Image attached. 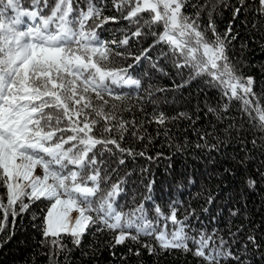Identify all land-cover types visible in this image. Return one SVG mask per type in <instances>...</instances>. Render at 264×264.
<instances>
[{
    "label": "trees",
    "instance_id": "obj_1",
    "mask_svg": "<svg viewBox=\"0 0 264 264\" xmlns=\"http://www.w3.org/2000/svg\"><path fill=\"white\" fill-rule=\"evenodd\" d=\"M174 1L177 45L159 4L160 17L138 0H0V109L30 113L24 152L68 173L60 194L90 215L81 234H46L52 198L13 196L0 169V264H264V0ZM17 43L84 63L24 72Z\"/></svg>",
    "mask_w": 264,
    "mask_h": 264
},
{
    "label": "rangeland",
    "instance_id": "obj_2",
    "mask_svg": "<svg viewBox=\"0 0 264 264\" xmlns=\"http://www.w3.org/2000/svg\"><path fill=\"white\" fill-rule=\"evenodd\" d=\"M139 7L152 9L155 14L160 17L158 4L161 5L162 11L165 12L166 20L171 23L166 28L165 37L169 42L177 45L176 36L181 35L177 29L172 27L176 25V6L174 0H138ZM175 6V7H173ZM48 15V14H47ZM65 35V33H64ZM56 40H62V37H56ZM12 55L13 63L17 69L26 72L37 62L49 63L54 62L59 64L61 55L67 56L68 62L83 64L84 61L79 57L73 56L70 47L64 50H33L25 48L22 43H17ZM189 54L194 55V48L191 47ZM205 56L211 65H215L218 53L215 50L207 49ZM45 67V66H43ZM215 68V67H214ZM213 68V69H214ZM30 118V113L23 107L19 109L15 103L6 106L5 109H0V169L7 175L8 186H10L13 196L20 195L25 185L35 195H43L52 198L51 204L45 214L44 231L49 235H58L61 233L81 234L90 223V215L86 212L84 203H79L66 194H60L62 190H58L56 182H66V174H60L53 170L51 166L45 165L43 161L24 152L21 136L26 130L27 120ZM69 181L72 190L82 198L92 197L96 186L94 184L83 185L79 183L77 178L73 177L72 173ZM93 181L94 178H92ZM22 186V187H21ZM111 190L109 188L104 193H99L100 200L107 195ZM111 196L106 200V211L108 215L114 219V222L119 226L122 215L114 209ZM163 217V216H162ZM161 217V219H162ZM134 226L140 229H148L152 226L151 221L146 218L138 217L132 222ZM154 224V223H153ZM159 239L164 245H178L183 239L180 225L176 226L170 234L160 232ZM204 242V241H203ZM201 242V244H203Z\"/></svg>",
    "mask_w": 264,
    "mask_h": 264
}]
</instances>
